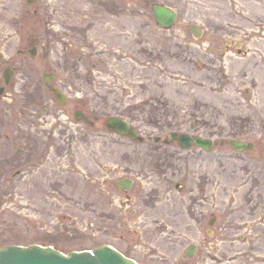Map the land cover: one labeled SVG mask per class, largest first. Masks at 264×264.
<instances>
[{"label": "rangeland", "instance_id": "1", "mask_svg": "<svg viewBox=\"0 0 264 264\" xmlns=\"http://www.w3.org/2000/svg\"><path fill=\"white\" fill-rule=\"evenodd\" d=\"M127 1L35 0L30 9L0 0V87L10 59L14 68L0 111L11 99L25 111L35 96H49L42 74L54 72V85L87 113L124 118L145 137L178 132L224 145L171 150L182 168L164 193L158 176L138 174L150 165L146 147L83 127L79 174L50 179L46 196L30 195L21 181L13 199H0L10 239L61 251L109 244L144 264H264V0ZM153 3L179 13L173 28L155 25ZM33 46L35 58L17 56ZM231 140L255 147L235 152ZM111 159L115 180L134 179L129 207L120 192L107 195ZM58 164L70 168L50 161L51 177Z\"/></svg>", "mask_w": 264, "mask_h": 264}, {"label": "flooded vegetation", "instance_id": "2", "mask_svg": "<svg viewBox=\"0 0 264 264\" xmlns=\"http://www.w3.org/2000/svg\"><path fill=\"white\" fill-rule=\"evenodd\" d=\"M118 1L124 2L126 0ZM129 1L131 2V0ZM130 2H128V5ZM22 51V49H18V52H20L17 54L18 57H24V54H21ZM239 52H242L241 48ZM10 63H13L11 59L5 65L8 67L4 68L2 72L4 73L8 69L11 77L14 73V68L10 67ZM2 66L0 64V69ZM54 86L62 92L67 91L62 86ZM5 91L6 89L0 98L8 96ZM16 104L17 101L11 99V106L0 111V199L9 197L13 199L17 191V183L21 181L28 183L27 189L30 195L40 194L41 196H46L50 179L56 180L64 173L79 174L75 167H78L81 147L83 146L81 130L84 128H88L93 132L100 128L105 130L106 120L98 112L87 113L86 108L83 109L81 107V100L79 99L72 100V98L67 96L65 104L60 106L52 93H49V96H35L33 100L28 102L25 111L17 110ZM88 146V143H84V147ZM147 146L152 147L143 154L144 157L152 156L151 153L154 151V153L161 155L162 158L151 164L153 166L151 169L146 167L139 168L138 174L144 177L146 173H154L158 178L164 180V184L159 188L166 193L172 185V177L176 176V174H181L182 165L174 167L177 165L175 152L163 149L176 147L175 149L178 150L180 146L178 143L162 145L163 148L158 149L156 147L161 146L160 144H149ZM92 155L94 156L92 159L94 161L96 156L94 153L89 154V156ZM143 160L145 162L146 159L143 158ZM50 161L64 162L65 165L68 162L70 168L68 170L66 168L62 169L58 164L57 169H52L55 177H51L49 174ZM110 161H112L111 167L107 169V175L109 176V181H106L107 195L112 200L115 192H120L125 199L122 204L125 208L129 207L134 187L130 190H124L120 187L119 184L123 183L127 176H119L115 180L114 174L116 171L112 167L114 160L111 159ZM118 161L124 162L122 159ZM180 177L182 181L187 180L185 175ZM174 187L180 192H187V186L183 183H176ZM203 190L204 188L202 190L199 189L200 192H204ZM108 196L106 206L109 209L111 201ZM111 205L113 206V203ZM3 215L5 213L1 212L0 209V248L8 245H17L11 240L14 234L13 228L7 222L8 220L2 219ZM46 235L48 234L46 233ZM127 242L128 246L132 244L130 240H127ZM38 244L44 245L46 243L40 241ZM138 261L142 263L140 260Z\"/></svg>", "mask_w": 264, "mask_h": 264}, {"label": "water", "instance_id": "3", "mask_svg": "<svg viewBox=\"0 0 264 264\" xmlns=\"http://www.w3.org/2000/svg\"><path fill=\"white\" fill-rule=\"evenodd\" d=\"M33 0H27L28 4H31ZM153 14L157 24L164 28L169 29L174 24L177 15L172 10L165 6H154ZM194 36L197 38L195 27L191 28ZM32 56L36 55V48L31 50ZM53 74L50 77L43 76L44 82L47 84ZM57 96V99L63 104L62 95L59 91L54 90L53 87L49 88ZM108 127L111 130H115L118 134H128L131 139L140 141L141 139L135 136V131L129 127L126 122H123L117 118H113L108 122ZM173 139L176 135L171 136ZM179 142L183 148H187L191 145V142L197 147L210 151L213 146V141L202 138L192 139L190 136L183 135L179 138ZM230 146L234 151L241 152L245 150H251L253 145L239 142L236 140L230 141ZM193 248L186 250V254L191 257L193 255ZM0 264H138L134 260L126 258L123 254L117 251L114 247L109 245L100 246L89 251L81 252H69L63 254L53 247H41L32 245L28 247L22 246H10L0 249Z\"/></svg>", "mask_w": 264, "mask_h": 264}]
</instances>
